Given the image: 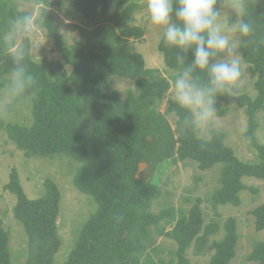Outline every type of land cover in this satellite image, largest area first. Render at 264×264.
<instances>
[{
    "label": "trees",
    "instance_id": "1",
    "mask_svg": "<svg viewBox=\"0 0 264 264\" xmlns=\"http://www.w3.org/2000/svg\"><path fill=\"white\" fill-rule=\"evenodd\" d=\"M229 1L220 0L221 11ZM50 2L38 1L43 9L37 19L45 18L39 29L46 31L54 43V52L61 58L58 70L38 62L31 38L23 39L20 48L26 51L25 58L38 87L34 93L15 98V103L33 98V124H12L5 130L29 158L61 155L81 165L75 186L95 198L98 211L83 228L66 264H142L153 246V228L159 236L177 243L178 264H192L187 252L195 248L201 254L208 238L220 227L206 224L200 198L189 211L172 207L154 214L152 208L163 196L154 176L160 175L166 162L194 161L205 171L223 165L221 187L211 198L214 206H239L241 194L249 189L246 178L264 183V145L257 137L258 114L264 113V0H242V19L253 30L241 35V54L255 81L257 96L218 97L219 116L228 113L222 106L243 110L247 119L244 137L256 155L252 162L238 157L228 146L223 131L215 128L210 139L202 140L197 130H182L178 121L173 128L167 117L176 108L173 99L168 101L165 113L159 111L171 82L156 76V70L147 69L143 56L134 52L130 44L132 39L145 38L141 27L127 23L140 9L137 2L62 0L85 23L78 27L83 41L77 45L68 44ZM29 3L34 0H0V81L7 80L13 67V53L5 39L10 21L18 13L27 12L23 8ZM14 46L17 48L16 39ZM159 50L169 70L182 71L183 66L176 61L177 49L166 46L162 39ZM188 59H192L191 50ZM114 78L134 82L135 89L128 92L125 100L113 90ZM142 163L156 174L149 178L140 175ZM5 189L16 197L14 216L29 236L27 264H55L62 247L58 223L62 193L58 185L47 180L46 195L31 200L18 171L13 169ZM252 216L256 231H264V203L252 211ZM223 228L224 237L211 246L214 255L210 264H231L237 255V220L227 219ZM9 244L10 233L0 222V264H12ZM249 261L264 264V241L254 247Z\"/></svg>",
    "mask_w": 264,
    "mask_h": 264
},
{
    "label": "rangeland",
    "instance_id": "2",
    "mask_svg": "<svg viewBox=\"0 0 264 264\" xmlns=\"http://www.w3.org/2000/svg\"><path fill=\"white\" fill-rule=\"evenodd\" d=\"M34 3L26 4L24 11H30L38 17L42 12V5ZM119 0H110L111 4ZM140 5V9L134 14L133 26L141 27L145 31V38L141 41L130 40L134 52L143 56L147 69L157 71L156 76L167 78L171 85L178 74L169 70L165 64L163 54L159 50L162 41V30L152 25L147 13V0H134ZM50 8L55 15L62 34L69 45H77L83 41L79 30L84 27V21L80 16L75 15V11L62 0H51ZM242 0H230L221 11V24L226 34L231 39L240 42L241 34L232 31V25L237 16L242 19ZM68 21V22H66ZM32 40V52L38 62L45 63L51 70L57 72V63L61 61L60 56L54 52V43L51 42L45 30L37 28L30 36ZM24 37L16 38L17 48L23 43ZM70 69V68H69ZM242 77L239 83V94H249L256 98L254 88L255 81L252 79L249 68L244 64L241 54ZM7 80L0 81V222L10 233V253L12 264H27L29 256V236L22 223L14 216V208L17 203L16 197L6 191L5 186L10 182L13 169L19 173L22 187L31 200L42 198L46 195V182L51 180L56 183L62 193L59 233L62 239V247L56 256L55 264H66L71 252L76 248L81 233L85 225L97 213L98 204L93 196L81 192L75 186V178L80 172L81 165L76 160L66 156H53L47 158H29L20 151L10 140L7 131L8 125L31 126L33 124V98L28 97L20 103L14 100L4 99V89ZM112 88L125 100L129 91L135 89L134 82L126 79L114 78L111 81ZM173 99L172 88L166 94L160 112L165 113L168 101ZM228 113L226 116L217 117L216 129L223 131L227 135V144L232 147L238 157L244 162L256 160L255 152L250 148L245 140L244 133L247 128V119L238 107H225ZM172 127H176L177 120L171 115L167 116ZM259 128L257 137L264 145V113L258 114ZM198 138L208 140L211 131L199 129ZM149 166L143 169V176L149 178L156 174ZM223 165H217L211 170H202L199 164L194 161H186L175 164L166 162L162 166L159 176H154L155 181L163 190L162 198L157 201L152 212L158 214L169 208L176 210L184 209L189 211L195 201L200 198L203 201L206 224L216 223L220 230L208 238V244L201 254L195 248L187 252V258L192 264H210L214 255L212 244L221 240L224 235V223L229 218L237 220L239 242L237 255L231 264H256L249 261L254 247L264 241V231L257 232L255 219L252 211L264 203V183L255 178H246L245 183L249 189L241 194V204L214 206L211 202L212 194L221 187L220 180ZM253 189H257L255 193ZM171 230V228H169ZM152 248L143 257L142 264H178V246L175 241L168 237L159 236L156 229H152Z\"/></svg>",
    "mask_w": 264,
    "mask_h": 264
},
{
    "label": "clouds",
    "instance_id": "3",
    "mask_svg": "<svg viewBox=\"0 0 264 264\" xmlns=\"http://www.w3.org/2000/svg\"><path fill=\"white\" fill-rule=\"evenodd\" d=\"M219 4L220 0H147L151 24L162 30L166 46L178 50L176 61L183 66L171 85L176 108L170 113L182 130H214L221 110L218 97L239 95L240 42L226 34ZM44 19L38 20L28 11L18 13L10 21L5 39L13 53V67L4 89L6 101L37 90L36 77L25 58L26 51L17 49L14 41L30 36ZM127 23L134 20L128 18ZM231 30L246 36L253 29L238 15ZM190 50L191 60L188 59Z\"/></svg>",
    "mask_w": 264,
    "mask_h": 264
},
{
    "label": "water",
    "instance_id": "4",
    "mask_svg": "<svg viewBox=\"0 0 264 264\" xmlns=\"http://www.w3.org/2000/svg\"><path fill=\"white\" fill-rule=\"evenodd\" d=\"M145 167H147V164H145V163L140 164V170H139L140 175H141V173L143 172V169H144Z\"/></svg>",
    "mask_w": 264,
    "mask_h": 264
}]
</instances>
